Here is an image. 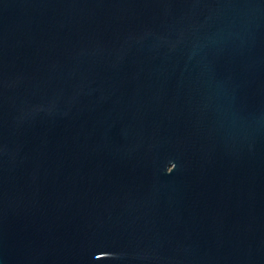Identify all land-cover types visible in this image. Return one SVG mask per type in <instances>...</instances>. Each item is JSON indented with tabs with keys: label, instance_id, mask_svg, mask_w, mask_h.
<instances>
[{
	"label": "water",
	"instance_id": "obj_1",
	"mask_svg": "<svg viewBox=\"0 0 264 264\" xmlns=\"http://www.w3.org/2000/svg\"><path fill=\"white\" fill-rule=\"evenodd\" d=\"M0 264H264V0H0Z\"/></svg>",
	"mask_w": 264,
	"mask_h": 264
}]
</instances>
